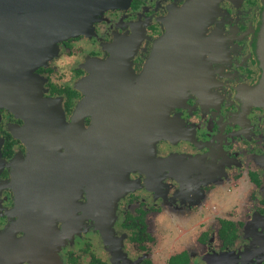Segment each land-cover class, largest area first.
Wrapping results in <instances>:
<instances>
[{
  "label": "flooded vegetation",
  "instance_id": "af4514ba",
  "mask_svg": "<svg viewBox=\"0 0 264 264\" xmlns=\"http://www.w3.org/2000/svg\"><path fill=\"white\" fill-rule=\"evenodd\" d=\"M263 5L130 0L58 41L40 127L0 108V264H264Z\"/></svg>",
  "mask_w": 264,
  "mask_h": 264
},
{
  "label": "water",
  "instance_id": "95a60500",
  "mask_svg": "<svg viewBox=\"0 0 264 264\" xmlns=\"http://www.w3.org/2000/svg\"><path fill=\"white\" fill-rule=\"evenodd\" d=\"M129 1L0 0V103L10 105L12 111L6 109L24 122L22 133L29 135V129L39 128L43 121L44 101L32 71L52 56L58 41L86 34L103 11L124 8ZM190 14L189 6H184L180 17L188 20ZM261 20L257 54L264 73V5ZM181 88L165 87V103L171 104L170 96ZM92 158L93 151L85 158V173Z\"/></svg>",
  "mask_w": 264,
  "mask_h": 264
},
{
  "label": "rangeland",
  "instance_id": "374dc122",
  "mask_svg": "<svg viewBox=\"0 0 264 264\" xmlns=\"http://www.w3.org/2000/svg\"><path fill=\"white\" fill-rule=\"evenodd\" d=\"M186 6H189V4H186ZM200 219H201L200 222H206L203 216H201ZM196 223H199L198 219H196V218H193L192 220L190 219L188 224L186 225V229H191L193 227V225ZM185 239H188V236H186ZM174 246H178V245L175 244Z\"/></svg>",
  "mask_w": 264,
  "mask_h": 264
},
{
  "label": "bare ground",
  "instance_id": "6f19581e",
  "mask_svg": "<svg viewBox=\"0 0 264 264\" xmlns=\"http://www.w3.org/2000/svg\"><path fill=\"white\" fill-rule=\"evenodd\" d=\"M0 107H3V108H7V109H13L10 105H8V104H4V103H0ZM12 111V110H11ZM14 111V110H13ZM91 179H87V180H85V182H89Z\"/></svg>",
  "mask_w": 264,
  "mask_h": 264
},
{
  "label": "crops",
  "instance_id": "0c3cea01",
  "mask_svg": "<svg viewBox=\"0 0 264 264\" xmlns=\"http://www.w3.org/2000/svg\"><path fill=\"white\" fill-rule=\"evenodd\" d=\"M261 66V65H260Z\"/></svg>",
  "mask_w": 264,
  "mask_h": 264
}]
</instances>
